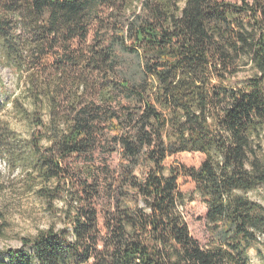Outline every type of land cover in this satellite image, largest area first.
<instances>
[{
	"label": "trees",
	"instance_id": "trees-1",
	"mask_svg": "<svg viewBox=\"0 0 264 264\" xmlns=\"http://www.w3.org/2000/svg\"><path fill=\"white\" fill-rule=\"evenodd\" d=\"M0 57L34 125L30 153L8 124L0 146L27 161L39 198L63 202L60 227L0 264H249L250 251L264 264V206L248 195L264 185V0H0ZM179 152L204 159L167 167ZM94 153L118 157L104 182L72 167ZM180 175L206 208L207 246Z\"/></svg>",
	"mask_w": 264,
	"mask_h": 264
},
{
	"label": "rangeland",
	"instance_id": "rangeland-1",
	"mask_svg": "<svg viewBox=\"0 0 264 264\" xmlns=\"http://www.w3.org/2000/svg\"><path fill=\"white\" fill-rule=\"evenodd\" d=\"M2 60L0 57V126L8 124L15 132V140L11 142L13 146H16L18 151L25 148L26 152L30 153L27 146L34 125L12 106V99L20 95L22 88L16 85L14 72L3 64ZM117 159L115 153H94L71 157L70 161L72 167L77 164H92L98 169L96 174L99 182H104L106 176L115 171ZM203 159V154L199 152H179L168 156L164 163L167 167L178 163L198 167ZM30 170L27 161L11 159L5 152V146H0V223L3 227L0 250L20 246V237L34 235L38 229L47 228L50 224L61 226L55 214L63 202L55 200L50 206L39 198L35 192L34 181H31ZM177 182L179 189L192 198L182 208L189 232L201 246H207L211 235L206 221V208L194 192V183L188 176L180 175ZM248 195L264 206V185L249 192ZM261 240L264 242V236H261ZM261 251L264 254V247H261ZM248 261L249 264H261L253 251L248 253ZM83 264H92V260Z\"/></svg>",
	"mask_w": 264,
	"mask_h": 264
}]
</instances>
